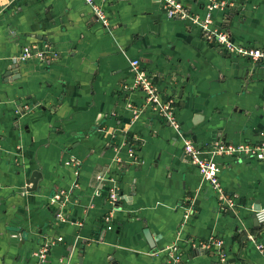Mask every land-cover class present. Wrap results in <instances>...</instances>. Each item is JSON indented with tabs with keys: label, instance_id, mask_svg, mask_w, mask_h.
I'll return each mask as SVG.
<instances>
[{
	"label": "crops",
	"instance_id": "1",
	"mask_svg": "<svg viewBox=\"0 0 264 264\" xmlns=\"http://www.w3.org/2000/svg\"><path fill=\"white\" fill-rule=\"evenodd\" d=\"M94 1L108 27L84 0H0V264H35L34 253L54 234L62 241L45 264H164L162 249L174 242L182 264H264L246 238L264 243V225L252 218L256 202L264 206V160L217 157L220 185L236 203L220 210L178 132L127 88L130 60L138 59L161 95L174 97L181 134L194 136L208 156L219 129L230 142L264 136V63L207 42L198 25L168 18L158 0ZM180 1L200 16L208 6ZM231 2L234 8L213 11L214 25L236 43L264 47V0ZM34 44L54 48L58 58L20 62L21 77L8 76L11 58ZM128 104L143 109L137 119ZM24 105L33 106L20 114ZM123 139L134 141L137 163L115 161ZM33 170L42 173L37 189L22 192ZM58 189L66 192L64 222L50 203ZM110 190L120 195L111 230L103 223ZM187 203L193 214L177 239ZM210 236L222 237L225 262L212 249L192 248Z\"/></svg>",
	"mask_w": 264,
	"mask_h": 264
},
{
	"label": "built area",
	"instance_id": "2",
	"mask_svg": "<svg viewBox=\"0 0 264 264\" xmlns=\"http://www.w3.org/2000/svg\"><path fill=\"white\" fill-rule=\"evenodd\" d=\"M232 0H208V6L206 12L200 16L191 13L184 3L180 0H158L160 6L168 18H179L189 21V23L196 24L201 28L202 37L207 42L218 45L225 52L240 58H247L253 62L264 63V47H255L251 45H243L233 41L228 32L221 27L214 25L213 11L215 9L224 10L232 9ZM88 5L96 18V21L100 22L105 27H108V18L104 12V9L100 3H96L94 0H84ZM58 58V53L54 48L47 47L46 45H25L22 47L21 52L11 58L12 61L18 63H25L29 60H36L39 63H50ZM130 68L133 74V82L127 88L131 90H139L143 94L144 105L149 107L150 110L162 118L165 123L172 126L176 132H178L181 138L183 153L186 156L189 163L194 165L201 176V179L209 184V186L215 191L218 198V208L220 210H233L236 207V203L230 195H228L220 185V173L221 165L217 160V157H231L235 161H243L248 159H254L258 161L264 160V136L257 143L251 142H230L223 141L222 139L213 140L208 145L209 155H202L201 150L196 145L195 141L187 135H182L178 122L174 117V97L161 95L158 90V86L155 82V75L147 73L140 68L138 59L130 60ZM33 106V105H30ZM30 106L24 105L20 107V114H24L30 110ZM35 107V106H34ZM22 108V109H21ZM126 109L131 112V118L137 119L142 108H133L131 104L126 106ZM116 151L115 161L123 166L127 163H137L138 156L135 152L134 141L123 139L116 143L114 146ZM121 148L125 150V157L119 155ZM73 163L78 165L80 162L76 158L71 159ZM97 180L101 181L102 176H98ZM118 192L110 190L107 193V198L111 204L110 209L103 216V223L106 229L114 228V212L118 210ZM66 192L63 189L56 190L50 197V203L59 206L56 213V219L58 221H67L68 213L64 209V198ZM255 218L260 225H264V206L254 211ZM193 214V209L190 204H186L183 214V220L178 227L177 239L181 238L182 228L188 217ZM247 240L251 242L254 247L262 254L264 258V243L257 239L253 234H247ZM62 241L61 235H49L45 238V241L41 244L38 250L34 253L36 256L35 264H45L47 253L49 248L54 244ZM195 250L199 249H212L218 256L221 262L227 260V253L222 237L210 236L198 244H191ZM165 252L164 264H182L183 253L181 246L177 242L170 244L162 249Z\"/></svg>",
	"mask_w": 264,
	"mask_h": 264
},
{
	"label": "water",
	"instance_id": "3",
	"mask_svg": "<svg viewBox=\"0 0 264 264\" xmlns=\"http://www.w3.org/2000/svg\"><path fill=\"white\" fill-rule=\"evenodd\" d=\"M94 18H95V16H94ZM37 38L38 39H42V40H46L47 39L45 36H43V37L42 36H37ZM210 45L212 46L213 44H210ZM18 65H19L18 62L11 61L10 68L8 70L7 75L8 76H15V77H13V79H19L21 77V73H20V70H19V66ZM221 133L222 132L219 129V131H217V139L220 138ZM224 136H222V140L223 141L225 140V137ZM192 139L195 140V137L192 136ZM78 169H79V166L77 167V170ZM41 177H42V173L39 170H33L30 173V175L27 177V179L25 180V187H23L21 189V191L22 192H32V191H35L37 189L38 182L41 179ZM52 194H51V196H52ZM118 197L120 198V195L119 194H118ZM259 208H260V204L258 202H256V205L252 208V211H253L252 218H253L254 221H257L256 218H255L254 211L257 210V209H259ZM145 233H147V232H145ZM146 237L148 239V242H149L150 247L153 249L154 248V243H153V241L151 239V236L149 234H146ZM153 250H154V251H152L153 253L157 251L156 249H153ZM200 251L201 250H196L195 253L196 252H200ZM201 252L203 253L205 251H201Z\"/></svg>",
	"mask_w": 264,
	"mask_h": 264
}]
</instances>
